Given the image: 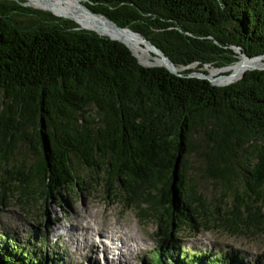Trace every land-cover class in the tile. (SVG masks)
<instances>
[{
    "label": "trees",
    "instance_id": "16d2710c",
    "mask_svg": "<svg viewBox=\"0 0 264 264\" xmlns=\"http://www.w3.org/2000/svg\"><path fill=\"white\" fill-rule=\"evenodd\" d=\"M81 2L180 75L48 7L0 0V198L15 190L33 207L104 186L155 220L160 246L145 264H244L175 241L197 221L264 236V70L223 86L191 76L264 56V0ZM12 237L0 236V264H64L45 237Z\"/></svg>",
    "mask_w": 264,
    "mask_h": 264
},
{
    "label": "rangeland",
    "instance_id": "374dc122",
    "mask_svg": "<svg viewBox=\"0 0 264 264\" xmlns=\"http://www.w3.org/2000/svg\"><path fill=\"white\" fill-rule=\"evenodd\" d=\"M24 1L29 4L40 3L43 7L54 9L46 0ZM205 70L209 73L208 70L211 69ZM225 71L218 72L215 76ZM207 187V184L204 185V188ZM107 193L110 191H106L104 186L96 189L91 187L77 195H67L63 192V200L59 195L57 201L46 195L44 201L34 204L33 207H26L18 201V191L14 190V198L11 193L5 192L7 199L4 201L0 198V236L15 235L13 237L22 242H27L35 234L37 241L46 236L49 249L60 251L65 260L64 264H145L147 257L160 246H157L158 228L155 220L147 217L141 219L138 210L129 209L120 201L116 202L112 194L108 196ZM197 223L200 221L194 225L198 226V231L191 230L177 235L176 240L179 238V242L175 243L192 254L220 255L235 252L242 257L244 264H264V236H237L222 225L211 223L208 227H202ZM92 229L98 231L93 247L89 244L90 239L86 238L85 242L82 238L85 237L84 233ZM67 230H70V233ZM100 231L106 232L105 236H122L126 244V248H123V258L118 260L117 256L111 259L108 251L104 255L106 248L103 250L100 241L106 243V239L99 236ZM80 234L82 237H78ZM116 253L118 254L117 250Z\"/></svg>",
    "mask_w": 264,
    "mask_h": 264
},
{
    "label": "bare ground",
    "instance_id": "6f19581e",
    "mask_svg": "<svg viewBox=\"0 0 264 264\" xmlns=\"http://www.w3.org/2000/svg\"><path fill=\"white\" fill-rule=\"evenodd\" d=\"M49 4L52 5V7L55 9H52V8H48V9H51L53 10L55 13H58V14H63L73 20H75L82 28H94L93 25H95L97 28L98 31L102 32V33H105L108 30H112L114 31V27L111 23L105 21V19H98V18H95L93 17L92 15H90L87 10H84L79 3L75 2L74 0H46ZM32 3V2H30ZM34 5H37L39 6L40 8L43 7L42 4L40 3H32ZM106 31H104V30ZM128 35L131 37V38H127V37H121L124 42L126 44H128V46L130 47L131 51L134 53V55L138 58V60L143 64V65H149L150 64V60H145L144 59V55L145 53H149L147 49L145 48H149L148 46L144 45L142 43L143 46L139 45L138 43H136V41L133 40L131 34L128 33ZM115 37H117L115 35ZM136 37V36H135ZM137 38V37H136ZM141 47V50L138 51L137 47ZM150 49V48H149ZM151 50V49H150ZM150 54V53H149ZM151 55V54H150ZM152 56V55H151ZM260 66H264V56L262 57H259L257 59H253L251 61L249 60H244L242 62H240V64L238 66H229V67H226L224 69H211V70H208L209 71V74L207 75L213 84L215 85H228V84H231V83H234V81L236 82V80H238L239 78H241L243 76L244 73H246L247 71H250V70H253L255 68H259ZM227 69H232V70H236V69H241V73H239L238 75L236 76H233L229 82H227L226 84H224L223 82L229 78L231 75L223 78L222 80L218 81L216 79H214L213 77L218 73V72H221L223 70H227ZM73 228V227H72ZM68 233H70V230H67ZM75 231V230H73ZM96 232V230L93 229V233L92 234H89V232L87 231V234L86 237H82V235L80 234L78 237H82L84 239L85 242H87V239L88 240L90 239L91 241L89 242V244H91V246L93 247V241H94V236H96L94 233ZM98 232V231H97ZM101 238H105L110 242V245H105L102 241H101V245H102V248L103 250L105 249V252L108 251V253L111 254V259H114V258H117L116 254L113 253V248H114V245H115V242L117 241L116 240V236L115 235H109V236H105L104 233H101ZM100 235V233H99ZM70 237V236H69ZM75 237H76V234H75ZM119 240V239H118ZM96 244V243H95ZM99 245V244H98ZM117 248V247H116ZM111 249V250H110ZM104 252V251H103ZM104 252V253H105ZM123 254V253H122ZM122 254H120L118 256V260L121 259V256Z\"/></svg>",
    "mask_w": 264,
    "mask_h": 264
},
{
    "label": "water",
    "instance_id": "95a60500",
    "mask_svg": "<svg viewBox=\"0 0 264 264\" xmlns=\"http://www.w3.org/2000/svg\"><path fill=\"white\" fill-rule=\"evenodd\" d=\"M14 1H17V0H14ZM74 1L77 2V3H79L82 8H85V10H87V12L90 15H92L93 17L98 18V19H101L102 18V19H105V21L111 23L113 25V27H114L115 30L112 31V30H108L107 29V32L102 33V32H100V31H98L96 29L97 27L95 25H93L94 28H82V29H86V30H89V31L96 32L99 36L108 37L111 40L119 41V42L124 43V44H126V43L124 42V40L121 37L131 38L128 35V33L131 34V35H133V36H137V38L144 45L148 46L151 49V52H152V57L150 58V64L149 65H146V66H148V67H156V66H158V67H160V66L161 67H165L169 71H171L172 73H174L176 75H180V71L175 67V65L164 55V53H162L159 49H157V47L155 45H153V43L150 42L147 38L140 36L138 33H135L134 31H132L129 28L119 27L118 25H116L115 23H113L109 19L104 18L103 16H99V15L94 14L88 7H86L85 5L82 4L81 0H74ZM27 5H30V4L27 2ZM47 11L51 12L53 15H55V16H57L59 18H64V19H69V20L75 21V20H73V19H71V18H69V17H67V16H65L63 14L55 13L51 9H47ZM115 35L117 37H115ZM126 46L130 49V47L128 46V44H126ZM242 56H244L246 58V60H249V61H251L253 59H256V58H250V57H248L245 53H242ZM257 58H259V57H257ZM253 70H264V66H260L259 68H255ZM191 76L192 77H196V78H200V79H206V80H208V81H210L212 83L211 79L208 76H206V75L193 74ZM243 76H244V74H243ZM242 77L239 78L238 80L242 79Z\"/></svg>",
    "mask_w": 264,
    "mask_h": 264
}]
</instances>
